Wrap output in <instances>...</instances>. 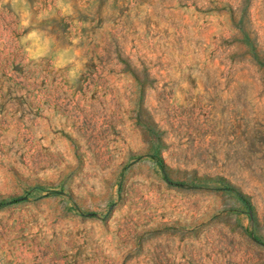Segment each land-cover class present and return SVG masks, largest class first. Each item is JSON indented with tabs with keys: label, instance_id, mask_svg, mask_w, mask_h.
Wrapping results in <instances>:
<instances>
[{
	"label": "rangeland",
	"instance_id": "obj_1",
	"mask_svg": "<svg viewBox=\"0 0 264 264\" xmlns=\"http://www.w3.org/2000/svg\"><path fill=\"white\" fill-rule=\"evenodd\" d=\"M0 264H264V0H0Z\"/></svg>",
	"mask_w": 264,
	"mask_h": 264
}]
</instances>
